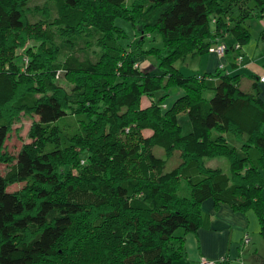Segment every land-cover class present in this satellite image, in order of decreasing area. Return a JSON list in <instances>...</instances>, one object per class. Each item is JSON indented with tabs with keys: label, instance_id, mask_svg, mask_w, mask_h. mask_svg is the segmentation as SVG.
I'll use <instances>...</instances> for the list:
<instances>
[{
	"label": "trees",
	"instance_id": "1",
	"mask_svg": "<svg viewBox=\"0 0 264 264\" xmlns=\"http://www.w3.org/2000/svg\"><path fill=\"white\" fill-rule=\"evenodd\" d=\"M30 2L0 0V164L7 166L0 174V264H54L58 245L85 224L91 240L115 245L91 264H174L184 256L176 233L208 227L201 211L208 199L253 211L264 240V102L257 87L244 91L241 77L223 66L188 76L175 66L217 43L227 46L217 42L224 36L235 41L227 52L242 60L247 23L264 18V2ZM116 19L131 24L136 41L125 45ZM153 33L163 48L143 49ZM149 57L158 75L140 69L138 60ZM237 57L231 67H239ZM61 78L69 91L57 84ZM171 89L183 94L167 106ZM158 93L151 107L140 108L142 97ZM179 108L187 134L178 126ZM21 114L36 118L31 142L11 155L4 144ZM143 130L152 135L140 136ZM78 147L101 154L103 163L81 169ZM213 158L225 159L228 171L207 167ZM15 183L23 189L8 191Z\"/></svg>",
	"mask_w": 264,
	"mask_h": 264
},
{
	"label": "crops",
	"instance_id": "2",
	"mask_svg": "<svg viewBox=\"0 0 264 264\" xmlns=\"http://www.w3.org/2000/svg\"><path fill=\"white\" fill-rule=\"evenodd\" d=\"M250 21L259 25L258 39L249 46H242L239 51L242 56L239 67L230 66L237 57L235 56L237 53L232 50L223 58L208 51V54L196 59L204 68V73H212L223 66L225 73L239 75L244 91H251L255 85L260 99L264 102V84L257 82V78L264 77V43L260 38V33L264 30V18ZM217 42H225L229 46L235 43L229 36H224ZM186 124L188 125L187 122ZM212 169L220 168L216 165ZM261 195L264 199V190ZM201 211L209 216L208 227H201L195 233L184 234L183 231L176 233L178 237L183 238L184 256L174 264H197L201 257L212 261L224 258L223 264H239L238 262L243 260L244 264H264V243L259 245L261 236L258 220L253 211H234L226 204L215 205L211 199L201 204ZM244 235L249 236L250 244L242 249L240 245Z\"/></svg>",
	"mask_w": 264,
	"mask_h": 264
},
{
	"label": "rangeland",
	"instance_id": "3",
	"mask_svg": "<svg viewBox=\"0 0 264 264\" xmlns=\"http://www.w3.org/2000/svg\"><path fill=\"white\" fill-rule=\"evenodd\" d=\"M45 1L46 0H31V2L29 3V6L41 7ZM131 1L137 2L138 0H131ZM131 1L129 0V3ZM247 1H249V0H247ZM262 1L264 2V0H262ZM115 25L124 32V34L127 38V40L123 41V42H125V45H126V43L133 41V38H134L133 37V34H134L133 29H132L131 24L128 21H125L122 19H116ZM247 26H248L249 32H250V39L243 46H249L258 39V35H257L258 34L257 32L259 31L258 23H255L253 21H249L247 23ZM134 41H136L135 38H134ZM56 43H62V40L56 39ZM263 43H264V41H263ZM221 44L222 43H220V44L217 43L216 45H221ZM26 46L29 47V46H31V44L27 43ZM151 48H155V49H162L163 48L162 38L157 33H153L152 35L147 36V38L144 40L143 49L149 50ZM241 49H242V47H241ZM21 50L24 51V49H21ZM21 50H19V52ZM93 51H94V53L92 54L91 59H92V61H95L96 58L98 57L97 53L99 50L97 48H94ZM209 51L212 52L211 49H209ZM19 52H17V54ZM66 53L67 52H65L63 55H65ZM235 56H237V54ZM63 57L64 56H61L59 58V60H62ZM137 63L139 64V67L141 70H143V69L151 70L150 72L157 74V75L160 73L158 68H153L155 65V60L153 57L139 59ZM175 66L177 69H179L186 76L194 75L197 73L202 74L205 72L204 68H202L200 66V63L198 62V60L193 59V58H187L184 61H178V62H176ZM57 84L60 86H63L68 91L71 88V86L68 83H66L63 78H61L57 82ZM171 90L166 92V95L168 97L163 102L167 106H170L173 103V101L176 99V97H179L183 94V92L180 89H171ZM160 96H161V93L155 94L154 96L142 97V99L140 101V108L146 109V108L151 107L154 104L153 101H157ZM183 114H184L183 111L180 110V108H179V111L177 112L176 117H177L178 126L181 129V132L183 134H187L190 130V127H188V125L186 124L185 117L183 116ZM33 121H36L35 117H26V116H23L21 114V118H20L19 122L13 124L12 131L8 135V138L4 144L5 150L8 153H10L11 155H16L18 153V151L20 150L22 145L29 144L31 142V140L28 138V132H29L30 126H31ZM139 134L142 137H149L152 135V131L143 130ZM126 141H128V140H126ZM154 153L159 157L161 156L159 148H155ZM74 157L76 158V160H75L77 163L76 165L80 166V168L83 170L90 167V165L92 164V160H97L98 163H99V161L101 163H103V156H101V154L90 153V151H88V149H82V147H78L75 149ZM175 162H176L175 160L172 161L170 166L173 167ZM205 164L207 167H210V168H215V166L217 165V167L220 168L223 172L228 171V164H227L226 160L223 158L207 159V160H205ZM6 170H7V166L4 164H0V174L4 175ZM78 173H79V171L77 170V168L72 170V175L75 178H78V180H79ZM23 187H24L23 183H15L13 185L8 186L7 190L10 192H16V191L23 189ZM182 188H183L182 190H185L183 183H182ZM79 228H81V227H79L78 225H75L73 227V229H71L70 237H67V239H64L58 245V256L56 257L54 264H67L66 255L68 256V259H69L70 263H72V264H91L92 262H99L101 260H105V259L101 258L102 257L101 254L104 251L105 247H108V248L109 247H111V248L115 247L114 244H111V240L109 238L104 237V239L102 241H100L99 244L96 243L97 241H95L93 239L91 240L90 236L94 235V233L88 224H85L84 228H81L82 230H79ZM179 231H181V230H179ZM179 231H178V233H179ZM81 233H83V234H81ZM79 239H81V240H79ZM262 243H264L263 239L259 238V245ZM237 251L239 253V249ZM243 259H244V256H243ZM243 261H240L241 264H244ZM240 262H238V263L240 264Z\"/></svg>",
	"mask_w": 264,
	"mask_h": 264
},
{
	"label": "built area",
	"instance_id": "4",
	"mask_svg": "<svg viewBox=\"0 0 264 264\" xmlns=\"http://www.w3.org/2000/svg\"><path fill=\"white\" fill-rule=\"evenodd\" d=\"M240 46L239 45H234V50H239ZM227 49L228 47L225 45V44H221V45H217L214 49H212V53H214L216 56L218 57H223L226 52H227ZM238 60H241V57L238 56L237 57ZM59 75V74H58ZM259 81L260 83H263L264 84V77H259ZM250 244V238L248 235H244V237L242 238V241H241V245L240 247L241 248H245L247 247L248 245ZM225 262V259L224 258H221L220 260L218 261H212V260H208L204 257H201L199 258L198 260V264H222Z\"/></svg>",
	"mask_w": 264,
	"mask_h": 264
}]
</instances>
